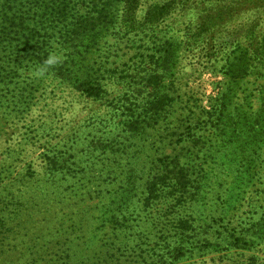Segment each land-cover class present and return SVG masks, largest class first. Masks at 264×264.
<instances>
[{
  "label": "rangeland",
  "instance_id": "1",
  "mask_svg": "<svg viewBox=\"0 0 264 264\" xmlns=\"http://www.w3.org/2000/svg\"><path fill=\"white\" fill-rule=\"evenodd\" d=\"M198 15L176 18L177 42ZM220 36L208 54L182 50L158 80L110 73L98 97L31 71L0 89V264H264V72L239 84L248 102L238 91L220 125L204 126L226 83ZM25 77L38 91L23 104L11 95ZM187 127L203 137L192 161L161 167L173 149L185 155Z\"/></svg>",
  "mask_w": 264,
  "mask_h": 264
},
{
  "label": "trees",
  "instance_id": "2",
  "mask_svg": "<svg viewBox=\"0 0 264 264\" xmlns=\"http://www.w3.org/2000/svg\"><path fill=\"white\" fill-rule=\"evenodd\" d=\"M192 10L199 12L198 18L184 24V43L177 42L173 30L176 18ZM141 11L144 13L139 18ZM217 32H221L220 46L212 53L224 61L226 83L205 111L203 123L218 127L238 91L243 102L253 97L254 91L238 89L239 84L250 77L258 79L264 72V0H0V89H15L21 71L34 73L49 53L56 51L63 54L62 61L40 77L56 78L76 92L98 97L104 94L106 75L119 72L121 79H134L137 74L157 73L150 77L158 80L159 75L173 70L182 50L199 47L197 51L208 54L206 46ZM109 37L116 41L109 43ZM120 45L124 47L120 49ZM132 50L122 69L106 68L114 52L126 56ZM200 53L193 55L203 58ZM148 57L155 59L156 69H147ZM25 80V85L11 95L17 101L25 95L23 104L38 91L36 83L27 77ZM164 102L157 99L150 104L152 115L159 116L167 106ZM187 128V140L182 139L189 147L185 155H179L183 148L176 154L173 149L163 164L159 161L161 167L173 164L176 168L179 157L190 161L192 150L201 147L203 137ZM163 181L158 176L155 184ZM180 181L189 189L185 177L180 176Z\"/></svg>",
  "mask_w": 264,
  "mask_h": 264
},
{
  "label": "clouds",
  "instance_id": "3",
  "mask_svg": "<svg viewBox=\"0 0 264 264\" xmlns=\"http://www.w3.org/2000/svg\"><path fill=\"white\" fill-rule=\"evenodd\" d=\"M62 59L63 54L61 52H50L44 63L36 68L33 74L36 76H43L50 67L60 63Z\"/></svg>",
  "mask_w": 264,
  "mask_h": 264
}]
</instances>
